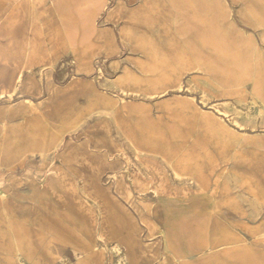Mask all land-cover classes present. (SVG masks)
I'll return each instance as SVG.
<instances>
[{
    "label": "rangeland",
    "instance_id": "obj_1",
    "mask_svg": "<svg viewBox=\"0 0 264 264\" xmlns=\"http://www.w3.org/2000/svg\"><path fill=\"white\" fill-rule=\"evenodd\" d=\"M0 264H264V0H0Z\"/></svg>",
    "mask_w": 264,
    "mask_h": 264
},
{
    "label": "crops",
    "instance_id": "obj_2",
    "mask_svg": "<svg viewBox=\"0 0 264 264\" xmlns=\"http://www.w3.org/2000/svg\"><path fill=\"white\" fill-rule=\"evenodd\" d=\"M95 24H96V23H95ZM95 24H94V25H95ZM97 30H98L97 27H95L94 32H93V29H92V33H91V35H90V39H89V41H91V40L94 38V36L96 35Z\"/></svg>",
    "mask_w": 264,
    "mask_h": 264
}]
</instances>
